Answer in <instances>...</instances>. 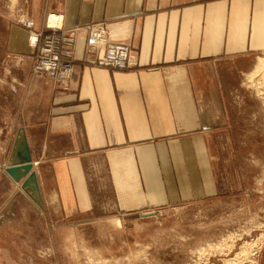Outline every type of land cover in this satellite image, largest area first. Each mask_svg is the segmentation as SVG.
Masks as SVG:
<instances>
[{
  "label": "crops",
  "instance_id": "0c3cea01",
  "mask_svg": "<svg viewBox=\"0 0 264 264\" xmlns=\"http://www.w3.org/2000/svg\"><path fill=\"white\" fill-rule=\"evenodd\" d=\"M12 7L0 0L3 47L18 55L0 83L21 121L5 157L23 129L42 209L5 175L7 201L21 196L42 215H128L220 194L214 146L247 113L239 96L264 71V0H18ZM17 10L38 31L49 13L78 30L67 85L31 73L33 50L13 23ZM123 18L135 26V65H86L84 29Z\"/></svg>",
  "mask_w": 264,
  "mask_h": 264
},
{
  "label": "rangeland",
  "instance_id": "374dc122",
  "mask_svg": "<svg viewBox=\"0 0 264 264\" xmlns=\"http://www.w3.org/2000/svg\"><path fill=\"white\" fill-rule=\"evenodd\" d=\"M17 3L1 0L7 11ZM16 13L13 23L27 31L17 22L24 14ZM6 27L0 19L2 79L6 69L14 73L18 57L5 53ZM31 58V73L39 77L34 53ZM244 91L247 95L239 101L247 113L216 138L217 197L145 213L96 210L72 216L42 215L21 196L16 204L6 200V146L21 114L15 101L6 99V84L0 83V217L13 212L0 224V264H264L262 77L248 80Z\"/></svg>",
  "mask_w": 264,
  "mask_h": 264
},
{
  "label": "built area",
  "instance_id": "2783aa9c",
  "mask_svg": "<svg viewBox=\"0 0 264 264\" xmlns=\"http://www.w3.org/2000/svg\"><path fill=\"white\" fill-rule=\"evenodd\" d=\"M29 32L28 42L34 53V71L60 85H67L74 72L77 29L66 30L57 13L46 16L44 28L35 30L32 19L20 15L17 20ZM82 61L90 66L113 71L132 68L135 26L132 19L104 21L85 29Z\"/></svg>",
  "mask_w": 264,
  "mask_h": 264
},
{
  "label": "water",
  "instance_id": "95a60500",
  "mask_svg": "<svg viewBox=\"0 0 264 264\" xmlns=\"http://www.w3.org/2000/svg\"><path fill=\"white\" fill-rule=\"evenodd\" d=\"M4 170L13 182L20 184L21 190L31 201L42 209L39 188L35 173L32 170V160L23 129L17 131L7 166Z\"/></svg>",
  "mask_w": 264,
  "mask_h": 264
},
{
  "label": "bare ground",
  "instance_id": "6f19581e",
  "mask_svg": "<svg viewBox=\"0 0 264 264\" xmlns=\"http://www.w3.org/2000/svg\"><path fill=\"white\" fill-rule=\"evenodd\" d=\"M261 64H262V63H261ZM261 77H262V80L264 81V74H262ZM32 169H33V166H32ZM12 214H13V212H12V210H11L10 212L5 213L3 216H1V217H0V224H1L3 221H5V219H9V218H11Z\"/></svg>",
  "mask_w": 264,
  "mask_h": 264
}]
</instances>
